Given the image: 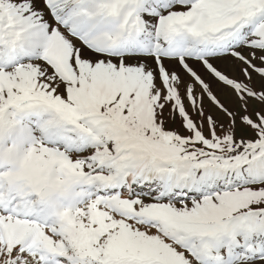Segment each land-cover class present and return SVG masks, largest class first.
<instances>
[{
    "label": "snow or ice",
    "instance_id": "6c2138e0",
    "mask_svg": "<svg viewBox=\"0 0 264 264\" xmlns=\"http://www.w3.org/2000/svg\"><path fill=\"white\" fill-rule=\"evenodd\" d=\"M0 264H264V0H0Z\"/></svg>",
    "mask_w": 264,
    "mask_h": 264
}]
</instances>
